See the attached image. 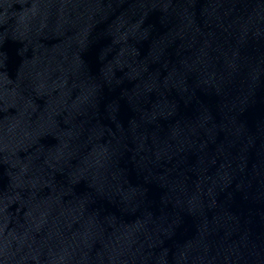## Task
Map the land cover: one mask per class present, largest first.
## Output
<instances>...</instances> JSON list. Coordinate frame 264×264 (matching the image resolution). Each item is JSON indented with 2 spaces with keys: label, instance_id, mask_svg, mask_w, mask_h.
<instances>
[{
  "label": "water",
  "instance_id": "95a60500",
  "mask_svg": "<svg viewBox=\"0 0 264 264\" xmlns=\"http://www.w3.org/2000/svg\"><path fill=\"white\" fill-rule=\"evenodd\" d=\"M0 264H264V0H0Z\"/></svg>",
  "mask_w": 264,
  "mask_h": 264
}]
</instances>
